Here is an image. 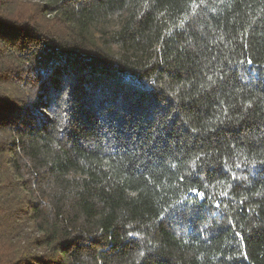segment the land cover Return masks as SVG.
<instances>
[{
	"label": "trees",
	"instance_id": "1",
	"mask_svg": "<svg viewBox=\"0 0 264 264\" xmlns=\"http://www.w3.org/2000/svg\"><path fill=\"white\" fill-rule=\"evenodd\" d=\"M0 264H264V0H0Z\"/></svg>",
	"mask_w": 264,
	"mask_h": 264
},
{
	"label": "snow or ice",
	"instance_id": "2",
	"mask_svg": "<svg viewBox=\"0 0 264 264\" xmlns=\"http://www.w3.org/2000/svg\"><path fill=\"white\" fill-rule=\"evenodd\" d=\"M252 63H253L252 60H249V61H248V64H249V65H251ZM192 194H193V195H196L198 198H201V199L203 198V194L199 193V191H198L197 189H193V190H192ZM216 206H219V205H216Z\"/></svg>",
	"mask_w": 264,
	"mask_h": 264
}]
</instances>
